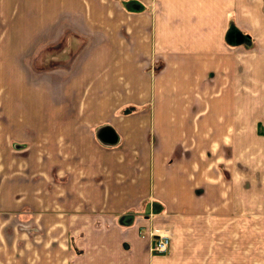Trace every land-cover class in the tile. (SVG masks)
Wrapping results in <instances>:
<instances>
[{
  "label": "crops",
  "instance_id": "1",
  "mask_svg": "<svg viewBox=\"0 0 264 264\" xmlns=\"http://www.w3.org/2000/svg\"><path fill=\"white\" fill-rule=\"evenodd\" d=\"M0 20V163H25L1 206L43 211L19 229L0 207V264H258L264 0H0Z\"/></svg>",
  "mask_w": 264,
  "mask_h": 264
},
{
  "label": "rangeland",
  "instance_id": "2",
  "mask_svg": "<svg viewBox=\"0 0 264 264\" xmlns=\"http://www.w3.org/2000/svg\"><path fill=\"white\" fill-rule=\"evenodd\" d=\"M17 9H19V5H16V11H17ZM25 9H27V8H25ZM0 23H2L1 20H0ZM62 39L63 40H61V41L59 40L56 43H52V46L49 47L50 49L48 48V51H43V53H42L43 55L41 54L38 57L39 60H37V62H36V66H35L36 70H38V71L40 70L41 71V70H45V69H49V68L50 69H55L56 68L55 66H57V63H59L57 60L59 59V57H61L60 56V47H61L62 43L64 44V41H65L64 38H62ZM53 44H56V45H53ZM52 57L56 61L55 60L54 61L53 60H50V58H52ZM232 105H234V107H235L234 101H233ZM248 106L249 105H247V103H244L243 106H242V108H247ZM239 107H241V106H239ZM82 133H83V135L80 138L84 140V138H86V136H87V134L89 132H87V133L86 132H82ZM258 133L261 134V135H264V130L261 127H258ZM92 134H93V131H90V135H92ZM13 149L14 150H19L17 147L12 148V150ZM24 164L18 163V162H16V163L14 162L10 166H7L8 164L6 165V163L5 164L0 163V171L2 169H4V170L7 169V167L11 168L12 166L14 168L21 169L20 171H23L25 169L24 168L25 167ZM8 174H11L12 175L14 173H8ZM4 181L5 180L0 177V183H3ZM6 184H7V182H6ZM261 185H262V187H261V189H262L264 187V179H263V182H262ZM6 201H7L6 196L0 195V207L1 208L2 207H12L11 209L10 208L9 209H3V211H5L4 213H7V215H9V218L11 219L10 220L11 223H13L14 225L18 226L19 229H32L31 225H29V224L34 223V219H35L36 222L37 221L39 222V220H41L43 218V214H42L43 211L42 210H39L38 211L33 206L28 205V204H25V203L20 204L19 201H18L19 202L18 204L11 206L9 204L10 202L8 200V202L6 203V205L1 206L2 203L3 202H6ZM14 201L17 202L16 199H14ZM161 228H163V227H161ZM161 228L159 227V229H161ZM166 228L169 229V233H170L171 232L170 231V228L169 227H166ZM170 238H171V236H170ZM259 245H260L259 246L260 248H259V253H258L259 255H258L257 263L258 264H264V248H262L263 243H260ZM4 248L6 249V251L8 250V247L6 245H4ZM5 249H2L0 247V252L1 251H4ZM167 250L165 252H167ZM246 261L247 260L244 259V263H246Z\"/></svg>",
  "mask_w": 264,
  "mask_h": 264
},
{
  "label": "built area",
  "instance_id": "3",
  "mask_svg": "<svg viewBox=\"0 0 264 264\" xmlns=\"http://www.w3.org/2000/svg\"><path fill=\"white\" fill-rule=\"evenodd\" d=\"M143 238H148V250L152 253H163L168 249L170 233L167 228H148L141 232Z\"/></svg>",
  "mask_w": 264,
  "mask_h": 264
}]
</instances>
